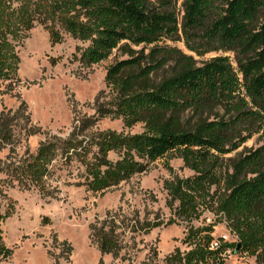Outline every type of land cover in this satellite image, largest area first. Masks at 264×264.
I'll list each match as a JSON object with an SVG mask.
<instances>
[{
	"label": "trees",
	"instance_id": "16d2710c",
	"mask_svg": "<svg viewBox=\"0 0 264 264\" xmlns=\"http://www.w3.org/2000/svg\"><path fill=\"white\" fill-rule=\"evenodd\" d=\"M7 1L0 0V80L13 81L19 62L8 35L36 21L56 44L62 41L58 23L86 43L73 53L81 64L99 62L113 49L124 56L108 66L110 97L99 102L98 94L95 111L142 127L132 135L91 133L81 141L76 137L88 128L87 118L67 138L40 142L21 165L23 176L38 185L59 150L84 166L89 190L103 192L173 153L192 174L165 179L163 187L167 204L177 203L172 222L185 224L191 247L176 250L166 263L211 264L230 246L264 264V142L243 146L254 135L264 140V0H13L14 8ZM166 40L182 41L190 53ZM218 51L231 53L234 64L228 55L195 58ZM19 112L28 118L23 101L13 113L0 111V148L12 143ZM205 210L226 222L236 242L209 248L211 225H192ZM91 230L100 254L117 251L112 229ZM10 254L0 233V259Z\"/></svg>",
	"mask_w": 264,
	"mask_h": 264
},
{
	"label": "rangeland",
	"instance_id": "374dc122",
	"mask_svg": "<svg viewBox=\"0 0 264 264\" xmlns=\"http://www.w3.org/2000/svg\"><path fill=\"white\" fill-rule=\"evenodd\" d=\"M8 2L9 8L17 5ZM55 27L62 35L56 44L49 42L47 30L36 21L30 30L14 38L8 35L19 62L13 81L0 80V111L13 113L23 101L28 118L17 113L12 143L0 148V233L11 250L0 264H167L166 258L176 250L183 254L191 247L185 241V224L172 222L177 203L167 204L163 187L165 179L192 174L175 154L154 160L142 173L103 192L89 190L84 166L74 156L65 159L59 150L47 164L39 186L22 174L21 165L35 154L40 142L67 138L76 123L87 118L92 122L76 137L81 141L106 130L122 135L142 131L141 124L126 127L120 118L100 117L95 111L98 94L99 102L110 97L105 85L108 66L124 56L113 49L105 59L83 65L73 53L77 45L86 43L73 39L58 23ZM164 42L190 53L182 41ZM215 55H228L233 63L232 54L222 51L195 58L202 61ZM262 142L254 135L243 146ZM108 157L115 160L117 155L110 152ZM149 221L160 224L147 229ZM192 225H211L212 239L228 231L230 243L237 240L208 210ZM92 226L113 230L118 245L114 254H100L91 236ZM228 248L229 254H220L211 264H256L254 256Z\"/></svg>",
	"mask_w": 264,
	"mask_h": 264
},
{
	"label": "built area",
	"instance_id": "2783aa9c",
	"mask_svg": "<svg viewBox=\"0 0 264 264\" xmlns=\"http://www.w3.org/2000/svg\"><path fill=\"white\" fill-rule=\"evenodd\" d=\"M213 217V215H211ZM210 219H207V221H209ZM225 224L226 222L223 221ZM222 243H230V239H229V236H228V231L227 233H222V234H219L216 238L212 239L210 241V244H209V248L210 249H215V248H218ZM231 251L228 247H226L222 254L223 255H226V254H229Z\"/></svg>",
	"mask_w": 264,
	"mask_h": 264
}]
</instances>
